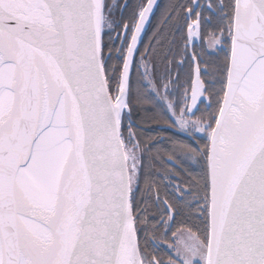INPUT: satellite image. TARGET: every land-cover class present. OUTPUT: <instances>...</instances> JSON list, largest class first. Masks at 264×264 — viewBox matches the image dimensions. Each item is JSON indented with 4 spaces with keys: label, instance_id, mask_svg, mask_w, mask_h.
<instances>
[{
    "label": "snow or ice",
    "instance_id": "6c2138e0",
    "mask_svg": "<svg viewBox=\"0 0 264 264\" xmlns=\"http://www.w3.org/2000/svg\"><path fill=\"white\" fill-rule=\"evenodd\" d=\"M154 5L137 4L124 22L105 0H0V264H264V0L169 6L164 20L181 32L185 55L219 13L230 56L217 69L219 91L204 88L197 67L191 106L167 105L173 125L206 132L208 143L188 132L196 143L173 149L170 162L200 171L188 187L174 186L157 223L167 230L191 197L203 203V232H173L167 260L139 246L140 144L129 131L126 145L122 115H130V70ZM129 7L125 0L121 12ZM115 28L124 33L121 63L108 66L102 35ZM205 91L216 98L214 127L188 118Z\"/></svg>",
    "mask_w": 264,
    "mask_h": 264
},
{
    "label": "flooded vegetation",
    "instance_id": "af4514ba",
    "mask_svg": "<svg viewBox=\"0 0 264 264\" xmlns=\"http://www.w3.org/2000/svg\"><path fill=\"white\" fill-rule=\"evenodd\" d=\"M105 2L113 6L112 18L120 20L122 16L124 22H128L132 8L137 4L146 3V0H126L130 7L123 10V13L121 7L125 0H105ZM192 2L193 0H156L159 6L154 5V14L149 18L151 22L146 23L141 33V41L137 45L139 52L130 70L132 103L130 108L125 110V113L130 112V115H122V132L126 145L129 149L131 148L128 144L129 131L133 134V142L140 144V148L136 150L140 159L137 164L139 179L133 184L134 208L140 210L141 219L145 217L146 219L143 223L138 222L136 225L139 230L137 233L139 246L145 255L155 254L165 260L170 254L174 256L171 250L175 239L172 236L173 232H177L178 235L179 232H184L187 235V229L191 228L194 232L199 230L202 233L206 223L200 212V208L203 207L202 201L198 208L197 202L191 197L188 198L191 206L183 207L175 221H169L167 230L164 225L157 223L163 215L162 201L167 198L170 203L173 202L171 194L174 186L183 182V186L188 187L189 174L194 175L200 171V167L191 162L177 167L175 157L170 162L169 156L180 143H196L187 134L188 132H192L193 136L198 138L200 147L208 143L206 132H196L193 129L180 130L178 125H173L172 121L176 117L172 116L167 105L178 103L181 108L186 105L191 106V90L196 83L197 67L200 69L199 78L204 88L211 87L213 91H219L221 74L217 69L222 65L225 56H230L231 42L226 32L227 22L219 18V13L213 16L211 25L205 26L201 36L196 38L195 45L191 41L188 42L187 55L184 54L181 32L173 26L174 21L165 22L164 17L171 11L170 5H187ZM216 2L217 0H212L213 4ZM199 3L207 4L208 0H199ZM224 3H229V0H224ZM177 11H180L183 16V9H177ZM203 15L207 19L211 14L205 11ZM180 23H184L183 19ZM222 32L223 35H221ZM117 34L120 38H117ZM123 36L124 33L120 28H115L113 31L105 29L103 54L112 56V59L107 61L108 66L120 65L121 62L116 58V50L122 47ZM214 39H219L220 43H214ZM109 48L112 49L111 53ZM141 53L145 54L147 60V75H144V61L141 59ZM193 53L197 54L195 60L192 59ZM164 85H167V89ZM110 91L115 95L114 79ZM138 92L141 97L139 99ZM202 99L204 103H200L199 100L197 102L199 111L195 116L189 113L188 118L190 121L203 118L202 126L211 122L214 127V117L218 115L216 98L205 91ZM209 104L211 107L208 106ZM164 219H167L166 215Z\"/></svg>",
    "mask_w": 264,
    "mask_h": 264
},
{
    "label": "water",
    "instance_id": "95a60500",
    "mask_svg": "<svg viewBox=\"0 0 264 264\" xmlns=\"http://www.w3.org/2000/svg\"><path fill=\"white\" fill-rule=\"evenodd\" d=\"M102 41H103V35H102ZM137 239H138V237H137Z\"/></svg>",
    "mask_w": 264,
    "mask_h": 264
}]
</instances>
